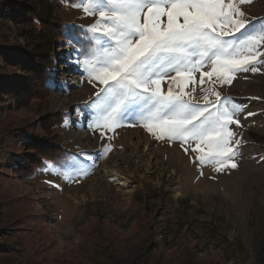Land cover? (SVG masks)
Listing matches in <instances>:
<instances>
[{
  "label": "rangeland",
  "instance_id": "374dc122",
  "mask_svg": "<svg viewBox=\"0 0 264 264\" xmlns=\"http://www.w3.org/2000/svg\"><path fill=\"white\" fill-rule=\"evenodd\" d=\"M48 1L64 27L53 52L37 47L28 15L21 22L9 17L25 0H0L1 47L43 58L51 51L50 92L38 98L20 89L30 77L25 65L0 56V264H263L264 64L216 85L222 97L245 106L240 126H231L242 140L238 167L216 172L194 162L196 154L179 141L156 139L138 120L123 121L103 137L80 120L76 110L91 111L85 106L98 86L68 62L65 35L98 17L74 7L76 0ZM243 10L264 18V0ZM195 80L196 102L203 103L200 88L209 85H199V73ZM10 88L15 91L8 94ZM29 140L64 148L88 174L69 182L47 164L21 177L15 160L29 152ZM116 155L121 158L113 163Z\"/></svg>",
  "mask_w": 264,
  "mask_h": 264
},
{
  "label": "snow or ice",
  "instance_id": "6c2138e0",
  "mask_svg": "<svg viewBox=\"0 0 264 264\" xmlns=\"http://www.w3.org/2000/svg\"><path fill=\"white\" fill-rule=\"evenodd\" d=\"M252 2L76 0L74 7L98 17L87 29L76 32L72 26L65 35L68 62L98 86L85 106L91 111L76 110L80 120L102 137L123 121L138 120L156 139L179 141L201 167L237 168L242 140L231 126H240L245 106L222 97L216 85L231 84L237 73H256L264 64V18H249L243 10ZM197 73L199 85H209L200 88L203 103L194 95ZM52 167L69 182L88 174L70 160Z\"/></svg>",
  "mask_w": 264,
  "mask_h": 264
},
{
  "label": "trees",
  "instance_id": "16d2710c",
  "mask_svg": "<svg viewBox=\"0 0 264 264\" xmlns=\"http://www.w3.org/2000/svg\"><path fill=\"white\" fill-rule=\"evenodd\" d=\"M25 3L26 5L19 7L20 11L13 8V13L12 15L10 14L9 17L16 22H21L24 21L23 19L28 15L32 23L31 31H33V35L37 37L36 41L40 43L37 44V47H52L51 51L53 52L55 47L52 41L62 37L64 32L63 25L56 19V9L54 5L48 0H25ZM3 10L4 9L0 10V15ZM13 51H11L12 54H9L8 51L4 50L0 45V56L6 57L10 60L11 64H24L27 73L30 75L26 82L21 83L20 89H25L26 87L30 88L31 92L28 93V97L38 98L41 97L43 93L48 94L50 90L45 85V81L47 77V65L50 63L49 53L51 51L46 53L44 56L45 58L42 56L33 57L29 52L24 54L19 48ZM40 57L44 60H38ZM14 91L15 89L10 88L8 94ZM60 123L61 122H57L56 124L59 126ZM38 142L39 141L35 142L34 140L27 141L26 146L29 147V152L15 160L16 171L23 178L32 177L36 170L44 168L47 164L52 165L55 162L61 165L70 157V153L58 145L40 141L44 145L43 147L38 145Z\"/></svg>",
  "mask_w": 264,
  "mask_h": 264
},
{
  "label": "bare ground",
  "instance_id": "6f19581e",
  "mask_svg": "<svg viewBox=\"0 0 264 264\" xmlns=\"http://www.w3.org/2000/svg\"><path fill=\"white\" fill-rule=\"evenodd\" d=\"M120 158H121V156H120V155H116V157L114 158V161H113V163H114V162H116V163H117V162L120 160ZM104 168H105V169H107V168H109V167H108V166H105ZM105 172H106V171H105Z\"/></svg>",
  "mask_w": 264,
  "mask_h": 264
}]
</instances>
